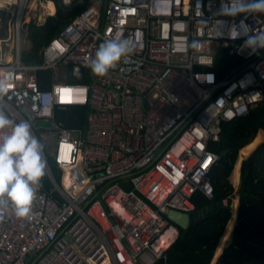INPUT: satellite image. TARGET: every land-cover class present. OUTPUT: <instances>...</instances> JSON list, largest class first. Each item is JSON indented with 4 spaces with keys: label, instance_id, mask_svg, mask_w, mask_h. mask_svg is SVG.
Returning <instances> with one entry per match:
<instances>
[{
    "label": "built area",
    "instance_id": "2783aa9c",
    "mask_svg": "<svg viewBox=\"0 0 264 264\" xmlns=\"http://www.w3.org/2000/svg\"><path fill=\"white\" fill-rule=\"evenodd\" d=\"M48 1L69 11L81 0H0V111L30 125L45 164L28 215L0 204V264H153L179 235L167 212H192L198 191L213 198L223 125L264 101V49L244 46L241 23L264 31V14L222 15V0H93L26 62L28 24L44 23ZM106 41L131 51L96 76L88 65ZM219 48L239 58L221 77ZM73 107L84 123L67 127Z\"/></svg>",
    "mask_w": 264,
    "mask_h": 264
},
{
    "label": "trees",
    "instance_id": "16d2710c",
    "mask_svg": "<svg viewBox=\"0 0 264 264\" xmlns=\"http://www.w3.org/2000/svg\"><path fill=\"white\" fill-rule=\"evenodd\" d=\"M92 1L81 0L69 11H64L56 5L55 13L48 15L42 25L37 26L30 22L28 26L32 47L30 52L23 53L22 59L30 63L40 62L43 43ZM238 62L239 58L231 49L219 48L213 70L221 77ZM86 79L87 77L82 75L70 80ZM84 114L83 107H73L69 113H62V117L68 115L65 124L67 127H74L76 123L83 125ZM259 129L264 130V101L250 109L246 115L223 125L220 143L213 144L211 149L219 153L226 148L229 150L226 155L221 154L220 160L210 173L213 198L209 199L199 191L192 196L195 209L217 202L221 204L189 224L187 228H179V235L165 257L157 259L153 264H210L214 254L218 255L220 251L215 264H264V141L258 143L250 153L254 142L246 146ZM262 138L263 132L258 136V139ZM248 153L249 155L241 160ZM49 164L58 178L60 172L51 159ZM232 172L233 183L237 182L239 175L237 189L229 178ZM233 198L236 202L238 200L234 225L230 219ZM224 199L226 204L222 202ZM228 236V242L224 245Z\"/></svg>",
    "mask_w": 264,
    "mask_h": 264
},
{
    "label": "clouds",
    "instance_id": "9594fccd",
    "mask_svg": "<svg viewBox=\"0 0 264 264\" xmlns=\"http://www.w3.org/2000/svg\"><path fill=\"white\" fill-rule=\"evenodd\" d=\"M220 13L226 16L242 13L264 14V0H229L228 3L222 0ZM241 23L243 34L247 36L244 46L253 52L264 49V31L249 35L250 30ZM240 35L241 32L235 27L230 30L232 38H239ZM200 46L199 40L191 42L192 48L199 49ZM130 51L125 42L106 41L99 46L88 67L94 75L102 77ZM208 79L211 81L212 78L209 76ZM2 92L4 88L0 87V93ZM9 127L10 134L0 135V204L4 203L6 198L12 203L16 215L24 217L29 214L40 180L45 175V164L41 157L43 146L31 134L28 123H15L0 111V130Z\"/></svg>",
    "mask_w": 264,
    "mask_h": 264
},
{
    "label": "water",
    "instance_id": "95a60500",
    "mask_svg": "<svg viewBox=\"0 0 264 264\" xmlns=\"http://www.w3.org/2000/svg\"><path fill=\"white\" fill-rule=\"evenodd\" d=\"M228 150H229L228 148L223 149L221 151V154L226 155ZM219 204H221V202L212 203V204L206 205L204 207H201L199 209H194L192 212H189V213H185V212H181V211H177V210H169L166 215L170 220H172L176 225H178V227L180 229H185L188 227L189 224H192L197 219H199L200 217H202L206 213L210 212L213 208H215ZM236 209H237V206H236ZM228 237L225 239L224 245L226 244ZM216 260H217V258L215 259L213 264H215Z\"/></svg>",
    "mask_w": 264,
    "mask_h": 264
},
{
    "label": "rangeland",
    "instance_id": "374dc122",
    "mask_svg": "<svg viewBox=\"0 0 264 264\" xmlns=\"http://www.w3.org/2000/svg\"><path fill=\"white\" fill-rule=\"evenodd\" d=\"M46 13V12H45ZM44 13V17L47 15V13L45 14ZM1 31L2 32H4V28L2 27V28H0V33H1ZM1 35V34H0ZM22 43H23V46H24V48H26L27 46H28V43H27V41H26V39L22 36ZM35 127H42V128H45V127H51V123H47V122H37V123H35ZM47 141H49V142H54V135L53 134H50L49 135V137H47ZM247 146H250V145H247ZM239 156V155H238ZM244 158V157H243ZM237 160H238V158H237ZM236 160V161H237ZM232 177H233V172L231 173V175H230V180L232 181V183H233V180H232ZM238 183H236V184H234L233 183V186L236 188V185L238 184L239 185V180L237 181ZM237 202H238V200H237ZM237 202L236 201H234V198H233V201H232V205H233V210H232V212H233V214H232V216H231V218L230 219H232L233 220V225H234V222H235V218H236V214H235V208H236V206H237ZM230 235V234H229ZM228 239H229V237H228ZM228 241H226V243H227ZM216 256L217 255H215L214 254V257H213V260H212V264L214 263V261H215V259H216Z\"/></svg>",
    "mask_w": 264,
    "mask_h": 264
},
{
    "label": "crops",
    "instance_id": "0c3cea01",
    "mask_svg": "<svg viewBox=\"0 0 264 264\" xmlns=\"http://www.w3.org/2000/svg\"><path fill=\"white\" fill-rule=\"evenodd\" d=\"M48 3H51L52 4V7H53V9H51V8H49L48 7ZM36 4V3H35ZM45 8L46 9H48L49 10V15H51V14H53L54 12H55V5H54V3H52L51 1H48L47 3H46V5H45ZM52 10V11H51ZM261 132H263V138L262 139H258V136H259V134L261 133ZM262 141H264V130L263 129H259L258 130V133L255 135V137L252 139V141L250 142V143H248L247 145H250V144H252L253 142H254V146H253V148L249 151V153L255 148V146L258 144V143H260V142H262ZM246 145V146H247ZM246 146H244V147H246ZM243 147V148H244ZM242 148V149H243ZM241 149V150H242ZM240 150V151H241ZM240 151H239V153H240ZM248 153V154H249ZM248 154H246V155H244L243 157H245V156H247ZM236 163H237V161H236ZM236 163H235V165H236ZM235 165H234V168H235ZM237 181H238V179H237ZM236 183H238V182H236ZM236 183H234V184H236ZM239 187V185L237 184L236 185V189ZM232 214H233V212H232ZM236 214V213H235ZM233 228V227H232ZM228 241V240H227ZM222 250V249H221ZM221 252V251H220ZM220 252L218 253V255L216 256V258H218V256H219V254H220ZM214 257V256H213ZM213 260V259H212ZM211 263H212V261H211ZM210 263V264H211Z\"/></svg>",
    "mask_w": 264,
    "mask_h": 264
},
{
    "label": "bare ground",
    "instance_id": "6f19581e",
    "mask_svg": "<svg viewBox=\"0 0 264 264\" xmlns=\"http://www.w3.org/2000/svg\"><path fill=\"white\" fill-rule=\"evenodd\" d=\"M48 7L49 8H51V9H53V7H52V4L51 3H48ZM52 11V10H51Z\"/></svg>",
    "mask_w": 264,
    "mask_h": 264
}]
</instances>
